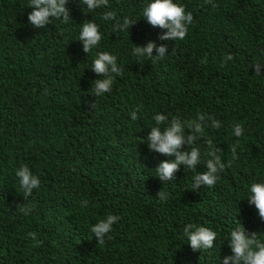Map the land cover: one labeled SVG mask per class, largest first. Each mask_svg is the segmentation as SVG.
I'll list each match as a JSON object with an SVG mask.
<instances>
[{"label": "trees", "instance_id": "1", "mask_svg": "<svg viewBox=\"0 0 264 264\" xmlns=\"http://www.w3.org/2000/svg\"><path fill=\"white\" fill-rule=\"evenodd\" d=\"M150 2L109 0L90 12L82 0H69V21L35 29L30 0H0V264H222L239 223L264 242V222L247 201L251 184L264 183V0H173L193 15L177 41H160L166 30L144 20ZM106 11L136 23L116 30V20L102 19ZM85 21L102 36L88 54L78 40ZM150 41L167 45L163 59L133 53ZM100 52L124 70L110 92L94 97L101 77L91 69ZM227 54L234 58L222 66ZM198 113L221 127H206L192 145L201 152L196 170L181 166L163 183L155 170L168 157L146 144L153 116L191 121ZM207 139L221 149L225 168L213 187L195 191L193 178L209 159ZM22 165L40 180L31 196L15 175ZM22 204L32 206L29 215L17 210ZM109 214L120 219L97 244L90 229ZM187 224L213 230V248L194 252Z\"/></svg>", "mask_w": 264, "mask_h": 264}, {"label": "clouds", "instance_id": "2", "mask_svg": "<svg viewBox=\"0 0 264 264\" xmlns=\"http://www.w3.org/2000/svg\"><path fill=\"white\" fill-rule=\"evenodd\" d=\"M69 0H30L29 8L31 9L28 15V22L35 29H43L46 25L52 23L53 19H63L65 22L70 20V13L66 8ZM209 3L210 0H205ZM83 5L88 11H94L101 7H106L109 0H82ZM215 6V5H213ZM144 20L153 28H159L164 31V34L158 36L160 41H177L184 40L188 26L193 22L191 12H186L185 8L173 0H151L142 11ZM51 18V19H50ZM102 19L105 21L116 20L114 11H106ZM136 22L129 17H124L122 23L116 20L114 29L119 31L130 30ZM81 26V31L78 40L82 42L83 52L88 54L91 50L99 45L102 40L99 26L94 21H85ZM156 52L157 59H163L168 51L167 45L157 46L154 42H148L146 46H134L133 53L137 57H153V52ZM232 54H227L223 57L222 66L226 62L233 60ZM207 58L201 61L206 63ZM262 65L257 63L253 65L255 75H261ZM123 68L117 65V58L108 52L97 53L93 60L91 71L101 79L93 82L90 93L94 97H101L112 89L113 76L122 75ZM96 107L95 101L89 104V109L94 110ZM131 113V119H138L137 112ZM155 126L151 128L150 134L146 138V144L151 152L158 153L168 159L161 161L156 168L157 178L163 183L175 180L176 173L180 167L184 169L196 170L200 163L201 152L198 147H192L198 139L204 136L206 127L219 129L221 124L214 117L205 113H198L196 119L191 121H182L179 117L168 119L163 114L153 116ZM161 125H166L161 127ZM188 129L191 134L186 135L185 130ZM234 135L240 137L243 134V127L236 124L233 128ZM209 157L205 163L206 171L197 173L193 178L192 188L198 190L202 186L209 188L213 187L219 179V173L225 168V164L221 160V149L213 145L211 139L205 141ZM189 147V151H185V147ZM238 143L231 148L233 159L237 158L236 149ZM15 175L19 180V185L26 196H31L34 189L40 186V180L33 175L27 165H22L15 171ZM157 197L161 200L166 199V193L159 191ZM250 206H254L259 219L264 222V183H253L249 189L247 199ZM88 200L81 201V208H87ZM17 210L29 215L33 210L32 206L17 205ZM120 217L109 214L106 218L99 220L90 229L93 237L96 238L97 244H104L105 237L113 230V225L119 221ZM184 235L188 239V245L195 251L201 249L207 250L214 246L216 233L210 228L196 226L193 224L185 225L183 229ZM29 236L35 240V234L29 233ZM111 238L110 236L108 237ZM228 247L231 249V255L225 256L221 260L222 264H264V242L258 239V234L255 232L249 233L239 223V226L234 228L230 233Z\"/></svg>", "mask_w": 264, "mask_h": 264}]
</instances>
